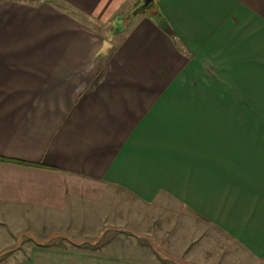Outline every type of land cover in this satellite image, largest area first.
Wrapping results in <instances>:
<instances>
[{
  "label": "crops",
  "instance_id": "crops-1",
  "mask_svg": "<svg viewBox=\"0 0 264 264\" xmlns=\"http://www.w3.org/2000/svg\"><path fill=\"white\" fill-rule=\"evenodd\" d=\"M138 1L0 0V252L264 264V0Z\"/></svg>",
  "mask_w": 264,
  "mask_h": 264
},
{
  "label": "rangeland",
  "instance_id": "rangeland-1",
  "mask_svg": "<svg viewBox=\"0 0 264 264\" xmlns=\"http://www.w3.org/2000/svg\"><path fill=\"white\" fill-rule=\"evenodd\" d=\"M142 3H143V0H139L135 9L140 8ZM202 245L204 249H207L206 244H202ZM27 246L28 245L24 246L23 248H26ZM15 247L11 245V247L8 246L6 248V251L0 252V264H116V263H86L85 258H80L81 252H79L78 249L75 251V249H72V247L71 248L69 247L70 250L68 251H64V250L60 251V254H43L41 256L42 259L50 260L51 263H38V262L37 263H23L25 260L29 259L30 256L33 255V253L32 251H27V250L26 251L16 250L19 247H22V242H20ZM213 247H215V245ZM205 251L200 252L197 256L193 258V262H194L193 264H215V263H202L203 261H205V259H211L209 256H212V259L214 258V253H213L214 251L211 250L210 254H208V252H205ZM69 252H73V253H69ZM37 254L39 255V253H36V255ZM65 254L67 255L64 257ZM118 254H121L123 256L126 254H129V256L132 257L134 254H136V252L132 250L127 251V250L122 249ZM145 256L147 257V254ZM145 264H158V263H145ZM218 264H221V263H218ZM227 264H231V263H227Z\"/></svg>",
  "mask_w": 264,
  "mask_h": 264
},
{
  "label": "water",
  "instance_id": "water-1",
  "mask_svg": "<svg viewBox=\"0 0 264 264\" xmlns=\"http://www.w3.org/2000/svg\"><path fill=\"white\" fill-rule=\"evenodd\" d=\"M155 0H143V3L140 8H136L132 13L127 14L121 18V22L119 23L117 27V32H121L130 25L131 21L129 22L127 20L128 16H134V18L138 15H147L148 9H150L154 5ZM133 18V19H134Z\"/></svg>",
  "mask_w": 264,
  "mask_h": 264
},
{
  "label": "trees",
  "instance_id": "trees-1",
  "mask_svg": "<svg viewBox=\"0 0 264 264\" xmlns=\"http://www.w3.org/2000/svg\"><path fill=\"white\" fill-rule=\"evenodd\" d=\"M147 15L148 16H151V17H154L158 21L160 20V18H161L162 15H161V12L159 10V6H158L157 0H155L154 5L150 9H148ZM133 18H134V16L131 15V16H128L127 20L129 22L130 21L132 22L133 21ZM0 160H5V159L0 158Z\"/></svg>",
  "mask_w": 264,
  "mask_h": 264
}]
</instances>
